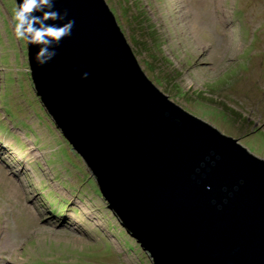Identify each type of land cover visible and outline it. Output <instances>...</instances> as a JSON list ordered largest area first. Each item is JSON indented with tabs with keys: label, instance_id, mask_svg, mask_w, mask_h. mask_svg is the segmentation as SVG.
Returning a JSON list of instances; mask_svg holds the SVG:
<instances>
[{
	"label": "water",
	"instance_id": "obj_1",
	"mask_svg": "<svg viewBox=\"0 0 264 264\" xmlns=\"http://www.w3.org/2000/svg\"><path fill=\"white\" fill-rule=\"evenodd\" d=\"M53 3L75 26L44 66L23 40L35 95L125 232L151 264H264V160L156 87L105 0Z\"/></svg>",
	"mask_w": 264,
	"mask_h": 264
},
{
	"label": "rangeland",
	"instance_id": "obj_2",
	"mask_svg": "<svg viewBox=\"0 0 264 264\" xmlns=\"http://www.w3.org/2000/svg\"><path fill=\"white\" fill-rule=\"evenodd\" d=\"M105 2L162 93L264 160V0ZM16 10L0 0V264H151L36 98Z\"/></svg>",
	"mask_w": 264,
	"mask_h": 264
},
{
	"label": "clouds",
	"instance_id": "obj_3",
	"mask_svg": "<svg viewBox=\"0 0 264 264\" xmlns=\"http://www.w3.org/2000/svg\"><path fill=\"white\" fill-rule=\"evenodd\" d=\"M53 8V0H23L14 15V31L17 39L26 40L29 45L39 46L35 60L40 66L46 65L57 55L55 47H58L64 38L72 35V29L75 26V20H68L67 23L59 26L48 24L49 20H64L67 16L66 11L61 15L57 11H53ZM38 12L42 15H35ZM87 76L88 73H84L83 78L86 79ZM115 218L117 219L116 216Z\"/></svg>",
	"mask_w": 264,
	"mask_h": 264
},
{
	"label": "trees",
	"instance_id": "obj_4",
	"mask_svg": "<svg viewBox=\"0 0 264 264\" xmlns=\"http://www.w3.org/2000/svg\"><path fill=\"white\" fill-rule=\"evenodd\" d=\"M232 14H234V16L236 17V20H237L236 22H237V25H238L237 27H238L239 30H241V32H242V30L246 31L247 27H251V24L248 22V19L246 17L247 13H246V9L245 8L244 9H239L237 3H235L234 11L232 12ZM254 36H256V35L254 34ZM235 115H237V114L235 113Z\"/></svg>",
	"mask_w": 264,
	"mask_h": 264
}]
</instances>
